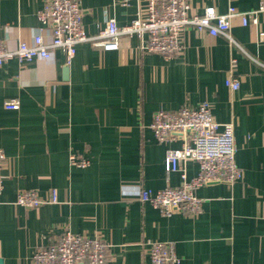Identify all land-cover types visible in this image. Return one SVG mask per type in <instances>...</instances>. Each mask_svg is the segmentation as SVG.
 <instances>
[{
	"label": "crops",
	"instance_id": "obj_1",
	"mask_svg": "<svg viewBox=\"0 0 264 264\" xmlns=\"http://www.w3.org/2000/svg\"><path fill=\"white\" fill-rule=\"evenodd\" d=\"M87 35L96 36L114 17L130 23L142 10V0L128 8L111 0H80ZM264 0H190L191 9L205 7L225 13L257 9ZM44 0H0V41L16 51L51 33L38 19ZM264 13L259 25L234 22L232 36L213 37L186 29L185 50L166 60L137 49V38H124L117 51L91 43L77 47L71 64L60 50L52 60L17 59L0 68L1 169L0 264H30L39 247L56 243L66 230L100 237L109 245L113 264H151L143 245L154 241L176 244L180 264H264ZM232 61H235L232 63ZM240 89L225 84L228 72ZM21 108L8 111L6 101ZM208 103L219 123H233L236 163L243 181L233 186L201 188L205 199L197 216H163L143 204L141 191L181 184L179 173L168 174L165 158L180 142L159 144L150 128L159 110L198 108ZM71 154L90 165L75 168ZM190 179L194 161L182 163ZM45 195L55 190L59 203L39 209L15 204L21 190Z\"/></svg>",
	"mask_w": 264,
	"mask_h": 264
},
{
	"label": "built area",
	"instance_id": "obj_2",
	"mask_svg": "<svg viewBox=\"0 0 264 264\" xmlns=\"http://www.w3.org/2000/svg\"><path fill=\"white\" fill-rule=\"evenodd\" d=\"M113 7L128 8L136 0H111ZM142 10L130 23L119 25L114 17L107 19L105 27L96 36L87 35L83 25V11L80 0H44L38 19L44 29L51 33L50 42L42 35H36L32 42L21 41L16 51H10L0 41V68L8 61L17 59L20 63L35 59L52 60L55 50L64 53L67 65L77 54V47L91 43L103 51H117L124 38H137L140 53L158 54L170 60L183 54L186 46L183 35L186 29L208 33L213 37L223 36L230 43L237 44L232 36L233 25L238 21L246 27L259 25V16L264 13V3L252 11H240L230 6L221 13L216 7H205L202 14L192 11L190 0H142ZM264 40V32L259 31V41ZM235 61H232L234 63ZM231 91L240 89L239 79L228 72L225 81ZM8 111H18V99L5 102ZM159 144L180 142L179 148L168 150L165 170L168 174L179 173L181 184L168 186L162 190L141 191L139 200L150 204L163 216L174 213L197 216L203 212L205 199L198 191L211 184L233 186L243 181L244 171L236 163L237 145L233 123H219L208 103L198 108L183 106L177 111L159 110L153 115L150 125ZM6 154L0 148V195L4 189L1 169ZM194 161L199 166L197 177L190 179L182 163ZM72 167L86 168L87 158L71 154ZM55 190L41 195L37 190H21L15 204L26 209H39L44 205L58 204ZM145 256L151 264H180L176 244L154 241L143 245ZM30 264H113L109 245L100 237H88L66 230L61 238L46 247L36 249Z\"/></svg>",
	"mask_w": 264,
	"mask_h": 264
},
{
	"label": "water",
	"instance_id": "obj_3",
	"mask_svg": "<svg viewBox=\"0 0 264 264\" xmlns=\"http://www.w3.org/2000/svg\"><path fill=\"white\" fill-rule=\"evenodd\" d=\"M2 261L0 260V263H1Z\"/></svg>",
	"mask_w": 264,
	"mask_h": 264
}]
</instances>
